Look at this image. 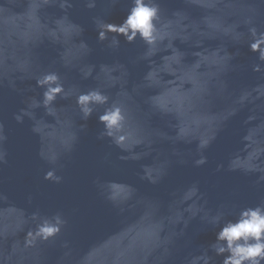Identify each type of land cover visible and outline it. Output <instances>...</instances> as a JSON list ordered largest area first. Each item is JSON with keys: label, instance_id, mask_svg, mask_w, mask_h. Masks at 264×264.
I'll use <instances>...</instances> for the list:
<instances>
[{"label": "water", "instance_id": "obj_1", "mask_svg": "<svg viewBox=\"0 0 264 264\" xmlns=\"http://www.w3.org/2000/svg\"><path fill=\"white\" fill-rule=\"evenodd\" d=\"M87 3L0 0V264H192L205 253L222 264L216 232L264 204V61L249 50L264 0H155L156 42L119 46L114 33L98 41L94 21L119 24L132 0ZM48 72L108 104L87 121L75 94L57 98L55 115L31 107ZM113 103L124 148L100 137ZM57 213V236H29Z\"/></svg>", "mask_w": 264, "mask_h": 264}, {"label": "clouds", "instance_id": "obj_2", "mask_svg": "<svg viewBox=\"0 0 264 264\" xmlns=\"http://www.w3.org/2000/svg\"><path fill=\"white\" fill-rule=\"evenodd\" d=\"M47 2V0H45ZM70 7V5H68ZM88 8L96 7V0H88ZM160 19V9L155 0H132V6L129 8L126 17L119 23L94 21L97 28V40L104 41L108 39V33H114L112 36V45L119 46L120 39L123 37L126 42L132 43L138 37L146 44L153 45L158 38V29L156 23ZM251 23V21H249ZM251 41L249 50L258 54V60L264 61V31H258L255 26L249 28ZM86 47V45H84ZM254 72H260L261 64H256L252 69ZM91 76V70L83 73V78ZM36 87L43 89L42 100L32 99L31 107H43L49 115H55L56 109L53 104L57 98L67 100L75 94V104L82 114V118L87 121L94 112V106H103L108 104L109 98L98 88L89 89L86 92L76 94L75 89L65 90L64 83L56 72L43 74L36 80ZM25 115H30L21 109ZM15 120L22 123L21 115H15ZM98 123L103 125V131L100 137L110 138L118 147L124 148L127 134L124 131L125 115L122 108L113 103L105 108L103 113L98 116ZM83 127V125H82ZM3 125L0 124V141L5 138L2 135ZM206 141L201 147L206 146ZM4 152L0 151V162H4ZM52 162L54 160L52 159ZM206 162L205 158L196 161L197 165ZM45 180L60 182L61 177L55 174L54 170H49L44 176ZM38 215L33 214V219ZM35 233L29 232L30 237L39 238L47 241L49 238L57 236L66 221L57 213L51 219L39 218ZM220 216L212 218V223L218 224ZM217 256H223L222 264H264V204H258L254 207L242 209L238 217L232 221H226L219 231L215 234V240L210 245ZM227 253V255H225ZM203 260V264H210L212 258L206 253L194 257L192 264Z\"/></svg>", "mask_w": 264, "mask_h": 264}]
</instances>
